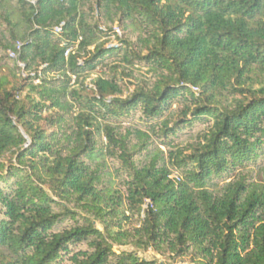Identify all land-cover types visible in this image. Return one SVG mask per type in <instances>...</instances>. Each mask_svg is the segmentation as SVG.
<instances>
[{
	"label": "trees",
	"instance_id": "trees-1",
	"mask_svg": "<svg viewBox=\"0 0 264 264\" xmlns=\"http://www.w3.org/2000/svg\"><path fill=\"white\" fill-rule=\"evenodd\" d=\"M17 44L29 90L21 100L0 79V264H160L136 256L148 249L264 264V0H0V50ZM111 58L144 63L151 87L124 97L115 78L88 84ZM136 111L145 130L122 134ZM195 124L206 125L197 142L173 150ZM55 199L76 203L82 222L56 231ZM82 242L90 250L72 254Z\"/></svg>",
	"mask_w": 264,
	"mask_h": 264
},
{
	"label": "rangeland",
	"instance_id": "rangeland-1",
	"mask_svg": "<svg viewBox=\"0 0 264 264\" xmlns=\"http://www.w3.org/2000/svg\"><path fill=\"white\" fill-rule=\"evenodd\" d=\"M121 33L123 39H126L136 45L134 49H139L138 44L136 42L137 32L131 30L130 28H127L126 30H122ZM8 53L6 55L0 50V79L6 78L8 81L13 82L14 86L17 89H19L17 97L21 100H26V96L28 95L29 89H28V82L24 80L27 78V75L24 74L22 71H18L17 69H15V64L13 62V59L9 57ZM113 66L117 67V69H114L115 67ZM18 67H20L19 64ZM21 68H23V65ZM128 71L132 72V77L125 76V74ZM33 76H34L33 74H30L31 78H33ZM97 76H103L105 78H115L124 91L123 94L124 97L131 94L137 87L150 88L155 80L152 74L145 67L144 63L135 65V67L132 68H127L124 67L123 63L120 62L119 58H111L109 61L104 63L103 67L97 68L96 71L91 76V78L87 81V83L89 84L90 80L96 78ZM33 84L37 85L39 84V82L35 80L33 81ZM193 91L196 92L197 90L193 89ZM30 96L35 97L34 94H31ZM50 114L51 112L43 113V116L46 117ZM140 117H141V113L136 111L132 115V118L129 122H124L122 124L121 133L124 134L127 131V129L133 130L132 128H137L139 130L144 131L145 128L143 127V125H140V121H139ZM205 129H206V125H202V124H195L192 128L184 129L174 139L170 140V141L173 140L172 149L184 150L187 148V146L191 144H195L199 138V135L202 132H204ZM129 140L131 141V143H135L134 135L131 136ZM162 140L163 139L161 137L156 138L155 136H152L150 140L151 150L154 149L155 147L158 148L163 152V157L168 161L167 147L159 146ZM133 159L139 161L140 156L136 154ZM9 160L10 157L6 156L0 162L7 166ZM107 164H108V170L111 172V176H109V181L112 182L113 186L117 190H121V192H124L125 190L124 182L126 180V175L124 171L120 168V162L118 160L108 158ZM6 170L7 169H5L4 172L0 171V174L3 173L5 175ZM103 179L107 180V176ZM55 200L57 205H54V209L55 212L58 215H60V221L55 226L56 231L68 229L69 227L73 226L74 221L72 218H75V220H77L78 222H82V217L85 214L80 210V208H78L76 203H74L73 201L66 203L63 200H59V199H55ZM63 206H65L68 210L73 212V215L71 216L63 215L64 212ZM95 226L98 229H101L98 223H96ZM124 227L130 231L132 230V228H138L134 220L125 223ZM70 249L72 251V254L81 251L90 250L86 242H82L77 245H71ZM113 250L115 252H117L118 250L126 251V252L135 251V249L132 248L131 246H124V247L114 246ZM136 256L141 259L155 260L160 264H195L191 262L190 257L184 259L172 260L170 257L166 255H161L153 249H148L146 251H138L136 252ZM66 263L67 261L65 259V264Z\"/></svg>",
	"mask_w": 264,
	"mask_h": 264
},
{
	"label": "built area",
	"instance_id": "built-area-1",
	"mask_svg": "<svg viewBox=\"0 0 264 264\" xmlns=\"http://www.w3.org/2000/svg\"><path fill=\"white\" fill-rule=\"evenodd\" d=\"M62 27H63V23H61L59 26H57L55 29H54V32H55V34H61V32H62ZM114 31H115V33L118 35V36H120V32H119V30L115 27L114 28ZM19 49H20V44H17L16 46H15V50H13V51H9V57L11 58V59H13V60H15L16 59V56H17V52L19 51ZM73 52V48L72 47H69V48H67L66 50H65V52H64V57L65 58H68L69 57V55L71 54ZM19 66L20 67H22V65L21 64H19Z\"/></svg>",
	"mask_w": 264,
	"mask_h": 264
}]
</instances>
